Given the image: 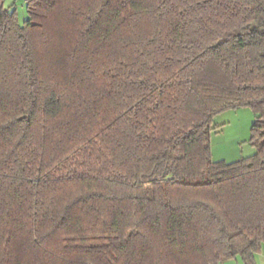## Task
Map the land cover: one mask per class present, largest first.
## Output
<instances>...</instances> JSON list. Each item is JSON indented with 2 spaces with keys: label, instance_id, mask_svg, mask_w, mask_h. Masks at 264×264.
<instances>
[{
  "label": "trees",
  "instance_id": "16d2710c",
  "mask_svg": "<svg viewBox=\"0 0 264 264\" xmlns=\"http://www.w3.org/2000/svg\"><path fill=\"white\" fill-rule=\"evenodd\" d=\"M0 0V264H256L264 0ZM254 155L212 158L218 114Z\"/></svg>",
  "mask_w": 264,
  "mask_h": 264
},
{
  "label": "rangeland",
  "instance_id": "374dc122",
  "mask_svg": "<svg viewBox=\"0 0 264 264\" xmlns=\"http://www.w3.org/2000/svg\"><path fill=\"white\" fill-rule=\"evenodd\" d=\"M18 6L19 22L23 24L28 18L26 0ZM255 117V113L248 108L229 110L215 117L214 124L218 130L211 136L214 161L232 163L255 154L256 148L251 143Z\"/></svg>",
  "mask_w": 264,
  "mask_h": 264
},
{
  "label": "crops",
  "instance_id": "0c3cea01",
  "mask_svg": "<svg viewBox=\"0 0 264 264\" xmlns=\"http://www.w3.org/2000/svg\"><path fill=\"white\" fill-rule=\"evenodd\" d=\"M24 0H3V4L5 7L15 6L16 8H20L18 4H23ZM255 263L256 264H264V246L260 253L255 254ZM221 264H245L242 258L239 256L236 259L227 260Z\"/></svg>",
  "mask_w": 264,
  "mask_h": 264
}]
</instances>
